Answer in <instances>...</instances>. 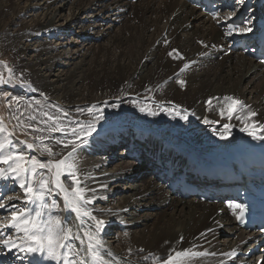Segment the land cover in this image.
<instances>
[{
	"label": "bare ground",
	"instance_id": "obj_1",
	"mask_svg": "<svg viewBox=\"0 0 264 264\" xmlns=\"http://www.w3.org/2000/svg\"><path fill=\"white\" fill-rule=\"evenodd\" d=\"M250 1L230 0L234 10L220 6L214 19L192 0L132 4L123 0H0V41L15 59L18 80L32 88L31 96L45 100L52 113L59 106L68 113V120L87 123L99 116L95 131L78 149V175L89 189L86 195L94 197L88 209L104 221L103 230H112L105 236L101 233L102 251L111 253L106 259L115 258L112 264H165L169 255L173 264H233L236 260H228L227 254L252 247V243L245 244L248 237L234 225L227 207L176 196L171 190L182 172L209 166L207 148L247 142L264 146V140L241 131L245 124L235 118L251 110L256 113L252 119L264 124V67L253 59L257 47H246L247 55L232 48L264 32V0H253L255 11H245ZM64 10L67 15L62 14ZM232 11L236 13L232 20L239 17L243 25L252 21V32L225 35V21ZM96 40L102 45L97 46ZM185 64L189 67L181 72ZM226 96L249 108H242L232 119L226 114L222 118ZM178 110L186 114H177ZM184 115L187 119L181 118ZM2 121L14 132L18 147H26L20 141L31 143L20 136L13 121ZM140 121L144 123L129 125ZM225 124L230 126L228 138L212 137H220ZM207 127L209 132L199 131ZM22 130L29 136L32 133ZM121 136L128 143L123 150ZM197 137L203 140L193 146L191 139ZM54 139L50 146L61 153L56 157L60 159L67 150L55 145ZM27 153L49 159L38 150ZM166 175L172 176L170 182L161 180ZM0 197L5 206L0 208V229L8 235L12 229L7 227L11 216L6 209L28 205L23 203L24 191L11 177L0 180ZM55 199L58 207L52 214L83 236L75 227L79 221L63 208L61 196ZM85 226L94 230V222L87 218ZM74 246L80 250L78 241ZM183 250L190 251L177 258L176 252ZM30 262L50 264L38 256L26 257L16 249L0 247V264Z\"/></svg>",
	"mask_w": 264,
	"mask_h": 264
},
{
	"label": "snow or ice",
	"instance_id": "obj_2",
	"mask_svg": "<svg viewBox=\"0 0 264 264\" xmlns=\"http://www.w3.org/2000/svg\"><path fill=\"white\" fill-rule=\"evenodd\" d=\"M236 2L241 3L242 0H236ZM235 14V11H232L227 15L225 35L230 37L233 34L242 35L252 32L251 20H248L243 26L228 22ZM213 18H217L215 14ZM180 58L183 59V57ZM188 67L189 65L185 64L180 71L183 72ZM7 70L9 73L12 72L11 69ZM4 82L3 77H0V84ZM178 83L183 84V81H178ZM41 95L43 94L41 93ZM223 101L226 103L220 110L222 118L226 114L229 119H232L233 115L240 112L242 108H249L235 97L226 96L223 97ZM34 103L39 107V117L42 119L29 115L28 120L35 121V123H29L17 117V126L31 129L32 132L33 142L20 141V145L26 147L16 145L12 139L14 132H9L7 125L0 120V165L6 166L0 167V180H7L11 177L24 191L23 203L28 205L19 208L12 205L10 209H6V211H10L11 216L7 227L12 229V232L5 235L4 231L0 229V247L9 251L16 249L18 253H23L26 257L38 256L50 264H112V260L115 258L106 259L105 255L111 257V253L105 254L102 251L101 233L104 221L97 219L88 209L87 205L93 203L94 197L86 195L89 189L82 186L78 175L80 171L78 149L87 143L88 137L95 131L99 116H93V120L87 123L68 120V113L59 106H56L55 113H52L47 110L52 107L51 105H41L39 100ZM208 103L211 104V100ZM28 107L31 108L33 105L29 104ZM80 111L82 113L84 110ZM87 111L92 114L93 108H89ZM140 111L144 112L145 108L141 107ZM150 114L154 115L155 113L151 112ZM255 115V112L249 110L246 115H236L235 118L245 124L241 131H246L254 140H264V134H262L264 133V124L255 122L252 119ZM62 116L65 119H61ZM181 118L187 119V115ZM204 122L209 123L207 120ZM224 129L225 131L220 133L222 140L228 138L227 133L230 126L225 124ZM53 133L60 134L54 139L55 145H60L62 150H67L60 159H56V157L61 153L54 152L50 146ZM25 134L29 133L26 131ZM46 140L49 143H45ZM33 150H38L41 154L47 153L49 160L42 162L37 157L27 155L28 151ZM66 181H69L70 185H66ZM57 195L61 196L63 200V208L74 214L75 219L79 221L75 227L83 231V236L79 232L74 233L66 220L52 214L58 207L55 199ZM4 207V204L0 203V208ZM228 207L233 209L234 214L236 210H239L240 215L237 216V219L243 215L244 209L241 205L230 203ZM85 218L94 222V230L92 226H85ZM77 241L80 250L74 246ZM189 251H178L176 257H186ZM81 252H86V255H82ZM191 255L202 256L206 253H191ZM227 255L234 257L235 251ZM165 264H173L171 255Z\"/></svg>",
	"mask_w": 264,
	"mask_h": 264
},
{
	"label": "rangeland",
	"instance_id": "obj_3",
	"mask_svg": "<svg viewBox=\"0 0 264 264\" xmlns=\"http://www.w3.org/2000/svg\"><path fill=\"white\" fill-rule=\"evenodd\" d=\"M36 14H37V12H36ZM62 14L67 15V10H64ZM26 21H27V19H26ZM96 41L98 43L97 46L98 45H100V46L102 45L101 44L102 42L100 40H96ZM238 52H239V50H238ZM243 55H247V54L245 52H243ZM218 62H220V61H218ZM14 64H15V59L9 53H7V51L5 50L4 45L0 41V77H3V79L5 81L4 83L0 84V120H7V121H11V122L13 121L14 123H12V124H14L13 126L16 128L17 132H19L20 136L22 138H24L25 140H28V141L32 142L33 141L32 137H31L32 133L30 134V136L29 135L27 136L25 134L26 131L22 130L23 126H17L18 125V120H16V119H17V117H19L20 120H23L25 117H29V115L37 116L38 118L42 119V117H39L38 116L39 114L36 113V112H39V109H38L39 107L37 105H35L34 102H35V100L36 101L37 100L41 101L42 104L44 102L45 103H47V102L45 100L41 99V98H36V97L34 98L33 96H31L30 91L32 90V88H30V86H27V84L22 85L25 82L22 81V83H21L20 82L21 80H18L19 77H18V75H16L17 73L15 74V65ZM7 69H11L12 72L9 73ZM19 84H20L21 87L19 86ZM25 92H27V94H25ZM25 96H26V98H25ZM20 100H23L24 102L20 101ZM31 103H32L33 107L30 108V107H28V105L31 104ZM36 106H37V108H36ZM34 109H36L35 110L36 112L34 111ZM49 109L52 110L51 107H49ZM176 113L177 114H179V113L186 114V113H184L181 110H178ZM24 120H25V122L35 123V121H29L28 119H27L28 121H26V118ZM136 123H144V122L143 121L131 122L129 125L132 128V127L135 126ZM193 123L194 122L191 121V124H193ZM149 127H151V126L149 125ZM176 129H174V130H176ZM208 129H209V127H207L206 129L201 128V129H199V131L201 132V131L204 130L206 132H209ZM8 131L10 132L9 129H8ZM187 135H190V133H188ZM212 137L220 139L219 136L212 135ZM52 138L54 139L53 136H52ZM187 139L190 140V138H187ZM202 140H203L202 138L197 137V138H192L191 142H192L193 146H197V145H199V144H197V142H200ZM123 149H125V148L122 147L120 150H123ZM120 150H119V152H120ZM27 155L33 156V157H37L35 154H32V153H30V154L27 153ZM39 160L42 161V162H47L49 159L44 158V159H39ZM214 206H216V205H214ZM56 211H57V208L53 212H56ZM223 239H224V235L222 234V235H220V240H223Z\"/></svg>",
	"mask_w": 264,
	"mask_h": 264
},
{
	"label": "trees",
	"instance_id": "obj_4",
	"mask_svg": "<svg viewBox=\"0 0 264 264\" xmlns=\"http://www.w3.org/2000/svg\"><path fill=\"white\" fill-rule=\"evenodd\" d=\"M254 10V9H253Z\"/></svg>",
	"mask_w": 264,
	"mask_h": 264
}]
</instances>
